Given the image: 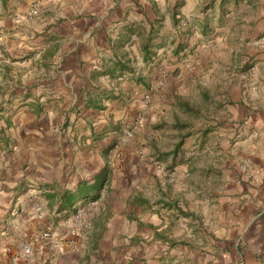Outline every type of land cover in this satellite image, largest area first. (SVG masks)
Segmentation results:
<instances>
[{
  "label": "crops",
  "instance_id": "0c3cea01",
  "mask_svg": "<svg viewBox=\"0 0 264 264\" xmlns=\"http://www.w3.org/2000/svg\"><path fill=\"white\" fill-rule=\"evenodd\" d=\"M258 38L264 0H0V264H201L218 246L222 264H262L244 252L264 254ZM216 87L224 122L175 154L179 111ZM207 138L232 169L187 189L186 148ZM85 212L87 230L56 239Z\"/></svg>",
  "mask_w": 264,
  "mask_h": 264
},
{
  "label": "rangeland",
  "instance_id": "374dc122",
  "mask_svg": "<svg viewBox=\"0 0 264 264\" xmlns=\"http://www.w3.org/2000/svg\"><path fill=\"white\" fill-rule=\"evenodd\" d=\"M262 42H264L263 38H258L255 40V44L259 47L261 46L262 48H264V44H262ZM254 69V66H251L249 68V71L252 72ZM235 82V81H233ZM235 84V83H234ZM230 91V88L228 89ZM232 90V89H231ZM192 91V90H191ZM209 93H207V96H201L197 93H192V95L190 96V103H188L190 105V107L194 110V113L192 112H181V110L179 111V119H176L180 125H184V128H179L180 130H182V132H184L183 134H187V133H198L203 131L204 126L209 125L212 126L214 123H216L215 125H219L222 122H224V119L226 118V110L225 108H222L221 105V93L219 91V89L213 88L210 91H208ZM212 92V94H211ZM167 116H170L167 112ZM224 118V119H223ZM167 119H171L170 117H167ZM166 124V123H165ZM141 126V118L140 116H137L135 118H133L130 123H128V125H126L124 127V130L126 132V136L129 137L133 134L134 131L138 130ZM166 129V128H163ZM239 132L240 133H244V132H249L248 136H250L252 139H256L259 136L260 133V129H248L247 126L243 123L240 124L239 127ZM195 135V134H193ZM237 135V134H236ZM188 136L184 137L183 141H186L185 146H187V144L190 142L191 139H187ZM197 137V136H196ZM207 142L204 144V147L202 148L203 144L200 145L201 148H192L190 149L189 147H192V145H190L189 147L186 148L184 157L186 158H190L189 160L191 161V163H194V167L192 168V174H190L189 176H187V178L185 179L187 181V189H189L190 186H192V189H194L196 186L198 188L199 191L202 192V190H204V192L209 188V183L212 185L213 181L212 179H221L222 176H225L226 172H224L226 169H232L231 166L229 165L230 161L232 160L231 157L229 156L228 153H222V151L224 150L225 147H223L220 141L221 139L218 141L217 140V148L215 150L213 149H209L211 152L208 151V148L210 146H212L213 140H215V138H211V139H205ZM188 150V151H187ZM218 150V151H217ZM219 151H221V153H219ZM119 157L121 158V155L119 154ZM227 161V162H226ZM209 172H211V174L209 175ZM223 172V174L220 176V174ZM217 184V181H216ZM215 184V185H216ZM81 218V220H84L85 222V228H81L78 232L80 231H85L89 228L90 226V220H89V216L88 213L85 212L77 214V216L75 215V217ZM69 221L73 222L75 224V221L73 220H68L67 221V226L68 229H66L65 227H63V232L60 233L59 230H56V239L57 238H61V236H66L64 238V240H62L61 242L64 244L65 239L68 236H75L69 233V231L67 232V230H69ZM214 226H218L219 224L217 222L214 223ZM48 233V236L46 237V239H51L53 238V233L54 231H44ZM55 234V233H54ZM52 235V236H51ZM246 236L249 237L250 240H254V235L251 236L250 232L246 231V234H242V237L246 238ZM54 237V238H55ZM69 238V237H68ZM44 239V238H43ZM234 242L237 239V237L233 238ZM41 239H37V241L40 242ZM31 242V241H30ZM30 242L27 246L30 247V251L32 250V246L30 245ZM233 245L230 244L228 247H226V251L228 256H230V253H228V250H230L229 248L232 247ZM58 249V248H56ZM244 252L247 253L248 258L250 259H257V257H259V261L262 262L263 264V260L262 258H264V254H262V251L260 252L259 249L254 248L250 245L249 248H247V245H245L244 248ZM220 250H222L224 252V249L221 247H216L215 251H214V255L215 258L212 261H201V264H222L223 262V257L220 255ZM59 251V250H58ZM213 250H211L212 252ZM31 253V252H30ZM232 253H234V255L236 254L235 250H232ZM231 264H239L238 261L236 260V258H234L232 260Z\"/></svg>",
  "mask_w": 264,
  "mask_h": 264
},
{
  "label": "built area",
  "instance_id": "2783aa9c",
  "mask_svg": "<svg viewBox=\"0 0 264 264\" xmlns=\"http://www.w3.org/2000/svg\"><path fill=\"white\" fill-rule=\"evenodd\" d=\"M38 4L37 3H34L31 7V10H30V14L32 15H35L37 14L38 12ZM262 44H264V42H262ZM146 102L149 103V100L146 99ZM75 221V224L71 221H69V233L72 234V235H75L81 228H85V222L84 220H81V218L78 217H75V219L73 220ZM48 236V233L47 232H43L41 233L40 235H38V239H43V238H46ZM30 247L25 245L21 248V254L22 255H29L30 254Z\"/></svg>",
  "mask_w": 264,
  "mask_h": 264
},
{
  "label": "trees",
  "instance_id": "16d2710c",
  "mask_svg": "<svg viewBox=\"0 0 264 264\" xmlns=\"http://www.w3.org/2000/svg\"><path fill=\"white\" fill-rule=\"evenodd\" d=\"M182 108H183V111H185V112H192V113H194V110L188 104H184V106ZM184 127H185L184 125H180V126L178 125V128H184ZM209 131H210L209 125H206V126H204L203 131H201V134L202 135H206ZM186 136H189V133L183 134V135L180 136V139H179L178 143L174 147V151H175L174 153L175 154H176L177 149L182 145L183 139Z\"/></svg>",
  "mask_w": 264,
  "mask_h": 264
}]
</instances>
